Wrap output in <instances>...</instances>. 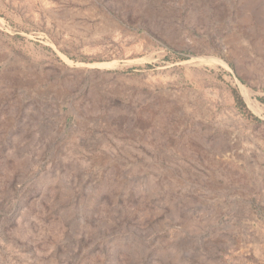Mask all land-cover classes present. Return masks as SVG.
I'll list each match as a JSON object with an SVG mask.
<instances>
[{"label": "rangeland", "instance_id": "obj_1", "mask_svg": "<svg viewBox=\"0 0 264 264\" xmlns=\"http://www.w3.org/2000/svg\"><path fill=\"white\" fill-rule=\"evenodd\" d=\"M0 264H264V0H0Z\"/></svg>", "mask_w": 264, "mask_h": 264}, {"label": "bare ground", "instance_id": "obj_2", "mask_svg": "<svg viewBox=\"0 0 264 264\" xmlns=\"http://www.w3.org/2000/svg\"><path fill=\"white\" fill-rule=\"evenodd\" d=\"M200 61H201V60H200ZM206 61H213V62L215 61V62H217L218 64H223L221 61H217L216 59H212V58H211V60L208 59V60H206Z\"/></svg>", "mask_w": 264, "mask_h": 264}]
</instances>
